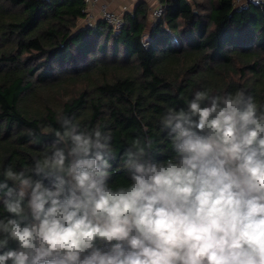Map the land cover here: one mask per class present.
Segmentation results:
<instances>
[{
  "label": "clouds",
  "instance_id": "clouds-1",
  "mask_svg": "<svg viewBox=\"0 0 264 264\" xmlns=\"http://www.w3.org/2000/svg\"><path fill=\"white\" fill-rule=\"evenodd\" d=\"M56 122L32 165L0 174V264H264V104L246 90L167 107L174 155L134 139L116 187L99 123Z\"/></svg>",
  "mask_w": 264,
  "mask_h": 264
},
{
  "label": "trees",
  "instance_id": "trees-1",
  "mask_svg": "<svg viewBox=\"0 0 264 264\" xmlns=\"http://www.w3.org/2000/svg\"><path fill=\"white\" fill-rule=\"evenodd\" d=\"M160 3L164 16L151 29L142 2L114 31L103 20L79 26L85 0H0V174L42 155L60 113L81 130L99 123L111 137L108 183L116 187L130 182L121 156L134 139L150 138L154 159L174 155L159 120L194 90L242 88L264 104V0ZM77 82L82 88L54 102L51 93Z\"/></svg>",
  "mask_w": 264,
  "mask_h": 264
},
{
  "label": "built area",
  "instance_id": "built-area-1",
  "mask_svg": "<svg viewBox=\"0 0 264 264\" xmlns=\"http://www.w3.org/2000/svg\"><path fill=\"white\" fill-rule=\"evenodd\" d=\"M87 4V12L88 21H91L93 16L90 13V9L94 8L95 6H99V13L101 16V19L105 21L109 26L113 28L114 31H120L124 26V17L121 16L119 13L113 11L110 9L109 5L106 3H103L101 0H85ZM261 0H259L258 3H260ZM250 3H256L254 0H236V4L238 6H245ZM257 3V4H258ZM164 16V6L159 3L158 6L152 10V17L154 20H158Z\"/></svg>",
  "mask_w": 264,
  "mask_h": 264
},
{
  "label": "crops",
  "instance_id": "crops-1",
  "mask_svg": "<svg viewBox=\"0 0 264 264\" xmlns=\"http://www.w3.org/2000/svg\"><path fill=\"white\" fill-rule=\"evenodd\" d=\"M101 1L103 3L108 4L111 10L119 13L123 17L129 12H133L139 3L142 2L145 3L149 11V22H148L149 29H151L152 24L155 22L154 18L152 17V10L155 9L160 3V0H101ZM99 8H100L99 6H95L94 8L90 9L91 15L94 16L95 21L97 22L102 20L99 13ZM84 26H89V25H82L80 27H84Z\"/></svg>",
  "mask_w": 264,
  "mask_h": 264
},
{
  "label": "rangeland",
  "instance_id": "rangeland-1",
  "mask_svg": "<svg viewBox=\"0 0 264 264\" xmlns=\"http://www.w3.org/2000/svg\"><path fill=\"white\" fill-rule=\"evenodd\" d=\"M96 23H97V21H95V18L93 16L91 21H88L87 18L80 20L79 26H82V25H89V26L91 25L92 26V25H95ZM82 86H83V83H81V82H77V83H73V84L67 83L65 86V89H62V88L59 89L57 87L58 89L57 88L56 89L58 91V94L57 93H53V94L51 93L52 98L54 99L55 103L62 104V102H64L67 98H69V97H71V95H73L75 90L82 88ZM42 100H44L43 96H42Z\"/></svg>",
  "mask_w": 264,
  "mask_h": 264
}]
</instances>
